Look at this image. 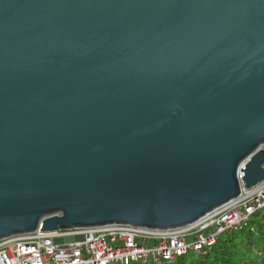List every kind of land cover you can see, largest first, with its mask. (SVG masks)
I'll return each mask as SVG.
<instances>
[{
  "label": "water",
  "instance_id": "water-1",
  "mask_svg": "<svg viewBox=\"0 0 264 264\" xmlns=\"http://www.w3.org/2000/svg\"><path fill=\"white\" fill-rule=\"evenodd\" d=\"M263 182L264 0H0V242L179 231Z\"/></svg>",
  "mask_w": 264,
  "mask_h": 264
},
{
  "label": "built area",
  "instance_id": "built-area-1",
  "mask_svg": "<svg viewBox=\"0 0 264 264\" xmlns=\"http://www.w3.org/2000/svg\"><path fill=\"white\" fill-rule=\"evenodd\" d=\"M261 211L264 182L251 190H245L241 183L237 199L182 230L164 232L112 225L54 234L38 231L1 241L0 264H172L189 253L206 255L225 234L245 230L256 234L253 222ZM68 237H75L76 242H56ZM251 253L250 262L238 264H264L263 249L253 246Z\"/></svg>",
  "mask_w": 264,
  "mask_h": 264
},
{
  "label": "trees",
  "instance_id": "trees-1",
  "mask_svg": "<svg viewBox=\"0 0 264 264\" xmlns=\"http://www.w3.org/2000/svg\"><path fill=\"white\" fill-rule=\"evenodd\" d=\"M264 211L255 216L256 234L245 230L221 236L206 255L189 253L172 264H238L253 259L251 249L257 246L264 250Z\"/></svg>",
  "mask_w": 264,
  "mask_h": 264
},
{
  "label": "rangeland",
  "instance_id": "rangeland-1",
  "mask_svg": "<svg viewBox=\"0 0 264 264\" xmlns=\"http://www.w3.org/2000/svg\"><path fill=\"white\" fill-rule=\"evenodd\" d=\"M59 245H70V244H74L76 242V238L75 237H68V238H64V239H57L56 241Z\"/></svg>",
  "mask_w": 264,
  "mask_h": 264
}]
</instances>
